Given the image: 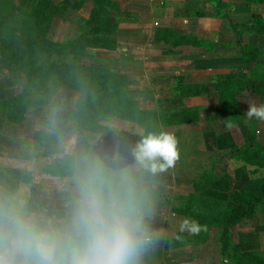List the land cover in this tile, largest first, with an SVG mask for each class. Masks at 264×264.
<instances>
[{"label":"rangeland","instance_id":"374dc122","mask_svg":"<svg viewBox=\"0 0 264 264\" xmlns=\"http://www.w3.org/2000/svg\"><path fill=\"white\" fill-rule=\"evenodd\" d=\"M191 1L183 7V0H153L157 21L143 26L147 21L139 20L130 0H106L101 10L98 0H0V204H11L17 220L24 218L21 198H12L17 190L33 204L51 184L58 196L71 193L76 209L85 184L98 191L115 176L122 187L134 184L143 192L145 200L136 208L144 225L168 234L158 233L150 244L155 250L140 256V264H164L158 250L163 245L181 250L165 256L168 264L191 255L201 260L197 264H264V199L252 215L232 223L223 252L218 226L231 217L228 206L240 194L243 200L264 185V121L246 116L249 103L264 104L259 94L264 91V31L245 0ZM252 8L264 13V4ZM242 9L249 18L243 23L236 15ZM174 13L178 25L186 20L194 26H161L162 17ZM207 14L218 26L198 25L196 20ZM196 40L233 43L237 53L255 43L259 59L252 65L239 57L208 60L205 50L193 46ZM54 64L62 68L52 72ZM74 64L83 67L65 70ZM226 71L243 73L247 90L225 113L215 84ZM89 74L101 81L122 76L107 88L126 91L132 107L120 103L116 114L107 112L119 98L111 101L105 88L93 91V82L85 78ZM177 83L198 84L204 91L180 98ZM81 107L92 125L68 120ZM160 129L176 138L187 170L178 165L153 174L137 162L134 148L140 136ZM253 133L258 146L243 150ZM44 204L43 213L50 205L64 215L65 203ZM185 219L197 221L201 230L181 232ZM70 230L65 234L58 223L51 234L37 232L29 248L54 239L72 248L74 223ZM23 259L13 257L18 263Z\"/></svg>","mask_w":264,"mask_h":264},{"label":"clouds","instance_id":"9594fccd","mask_svg":"<svg viewBox=\"0 0 264 264\" xmlns=\"http://www.w3.org/2000/svg\"><path fill=\"white\" fill-rule=\"evenodd\" d=\"M246 116L264 121V104L249 103ZM134 154L149 172L164 173L178 159L177 140L164 129L150 131L140 136ZM73 223L76 244L64 264H140L144 249L158 238L144 225L130 195L105 196L88 184L81 192ZM179 227L181 232L191 234L201 230L198 222L191 219L183 220ZM0 264L5 261L0 259ZM39 264H46V258Z\"/></svg>","mask_w":264,"mask_h":264},{"label":"trees","instance_id":"16d2710c","mask_svg":"<svg viewBox=\"0 0 264 264\" xmlns=\"http://www.w3.org/2000/svg\"><path fill=\"white\" fill-rule=\"evenodd\" d=\"M47 3L49 1H46ZM99 2V9L101 10L104 7V3L106 0H98ZM252 4H264V0H245V6L247 7V11L252 12V17L255 20V23L259 24V26L262 27L264 31V13L261 12L260 8L257 10H253ZM79 43L81 44L82 41L80 40ZM81 46V45H80ZM193 46L196 48H200L206 51L207 57L213 59V58H219L222 56H226L227 58L232 57H239L240 59L244 60V63L246 65H252L256 63L259 59V46L255 43H249L243 45L239 52H235L233 48V43L228 42H220V41H214V42H207L202 40H196L193 42ZM79 51L83 50V47H77ZM222 48V49H221ZM82 49V50H81ZM83 66L74 64L71 67H67L65 70L69 71V73H73L72 71L77 70L79 71ZM62 68L61 64H54L52 66V72H58ZM114 79L111 81H101L96 79L95 75L89 74L86 75L85 78H90L92 83L91 89L94 90H100L104 89L106 90L107 98H109L111 101L113 98H119L118 100L115 99L111 102L108 111L111 114H116L118 112V109H115V106L120 104H128L129 107H132V102L126 95V91L123 89L121 90H110L107 88L112 82H119L122 80V76L120 75H114ZM245 75L243 73H230V72H224L221 74H218V79L215 84V91L217 93L218 102L220 105V108L222 112H225L231 108L237 107V96L247 90L245 86H243V79ZM203 89L201 85L195 84V85H185V87H182L179 83L176 85V96L180 98H188V97H194V96H200L203 93ZM259 94L264 97V91L259 90ZM83 105L85 102H82ZM81 103L77 104V108H79ZM69 121H79L82 123L83 127L88 126L87 124L92 125L94 122L91 121L89 118L86 117V113L83 109V107L80 108L79 111L73 112L69 116ZM68 120L66 122H68ZM256 135L253 133L250 135L244 146L242 147L243 150H252L256 148L258 145L256 144ZM87 147L90 148V144L87 143ZM178 159L176 160L174 166L180 165L184 170H187L189 165L187 164V161L183 160V155L178 152ZM172 167V168H173ZM172 168L168 169L166 172H169ZM108 175V174H107ZM105 196L112 193H118L122 196L124 195H130L135 206L140 203V201H144L145 198L143 197V192L139 190V188L134 184H128L125 183L124 187L121 186V184L118 181V178L115 176H112V179L110 181V184H102L100 186V189L97 191ZM242 195V194H240ZM237 198L238 202H232L228 207L230 208L231 217L225 218L222 223H219L220 227V237H221V243H222V252L225 251V249L229 246L230 243V237H231V230L230 226L235 221L242 219L244 217L252 215L257 207L260 205V203L264 199V185L257 191L247 193L246 196ZM229 197H232L230 195Z\"/></svg>","mask_w":264,"mask_h":264},{"label":"crops","instance_id":"0c3cea01","mask_svg":"<svg viewBox=\"0 0 264 264\" xmlns=\"http://www.w3.org/2000/svg\"><path fill=\"white\" fill-rule=\"evenodd\" d=\"M130 1L133 3L132 10L135 12V15L139 17V20L142 19L147 21L146 24L143 23L144 24L143 26H154L155 22L157 21L156 18L157 15H159V12H157V8L153 4L154 3L153 0H130ZM189 1L192 2L191 0H183L182 6L187 7ZM236 15L238 21H241L242 23L244 21L249 20L247 13H245L243 9L240 14L237 13ZM162 18L164 19V21L161 22V26H194L190 21H186V20L185 22H183L184 24L180 23V25H178L179 22L178 19H176L177 15L175 13L169 14L168 16ZM197 21L199 23L198 24L199 26H208V25L218 26L219 23L214 16L210 17L208 14L203 15L200 18L201 22H199V20H196V22ZM188 22L190 23L188 24ZM205 57L208 60L211 59L207 57V55ZM225 58L227 57L225 56ZM48 186L49 187L45 189V191H47L46 192L47 195L45 197L42 196L40 200L33 199V204L29 203L28 201L30 197L27 199L26 194L24 192H20V190H17L16 194L12 196L13 201H15L14 200L15 196L20 197L22 200L20 205L21 207L20 209L24 213L23 215L24 218L22 219L17 220L16 215L10 214V209L12 208L11 204H7V206H3L2 204H0V207L3 208L0 211L1 214L0 223L2 224V226L0 227V255H2L3 257L0 259H3L5 261V264H39L41 259L44 258H46V264H62L60 263L61 260L70 259L71 248L66 246L65 243L63 242L59 244L57 239H54V242H48L46 245L41 247L40 246L35 247L33 245L32 248H29L30 241L33 242L34 240L32 239H36L35 234H37V232L44 233L45 231V234L48 235L52 227H54L58 223L62 224L63 227L65 228V234L70 232L72 233V230L69 231V229H71V226L73 224L74 221L73 213L74 210H76L74 207H76L75 205H77L76 203L73 202L75 201L74 196L71 195V193H70L71 196L69 195V193L63 196H58L57 192L54 190V187L51 184H48ZM41 187L43 186L41 185ZM33 192L34 195L37 196V192L36 191ZM27 195L29 196V194ZM55 201H59V204H61V206H63L62 203H65L62 209L64 215L61 217H59L56 214L57 210L52 208L53 206L50 205L46 208L48 210L45 211L47 214L42 212L43 209L41 206L44 205V207H46L44 203H50L52 205V203H55ZM26 209L28 212H26ZM147 228L156 235H158V233H160L161 235L162 234L168 235L165 231L164 232L162 230L159 231L157 229H154V227H147ZM154 250H155L154 248H151L150 245H148L142 252L141 256H144V253H146V251L149 254V253H153ZM158 250L161 251V259L163 260L162 263L168 264L167 262H165V258H166L165 256L171 255L172 250L169 247H164V245L162 246V248H158ZM172 253L173 255L175 253H181V250ZM191 253L195 254V252H191ZM15 254L23 255V258L27 261L20 263L15 262L13 260ZM177 260L180 261L178 262L179 264H197L196 261H199V258H196V255H191V257L188 259H179L177 256Z\"/></svg>","mask_w":264,"mask_h":264}]
</instances>
